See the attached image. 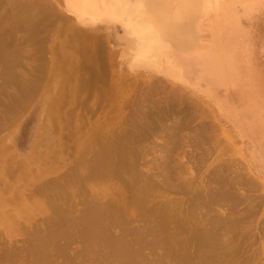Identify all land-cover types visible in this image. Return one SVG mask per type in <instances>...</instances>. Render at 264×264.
Masks as SVG:
<instances>
[{"label":"rangeland","instance_id":"374dc122","mask_svg":"<svg viewBox=\"0 0 264 264\" xmlns=\"http://www.w3.org/2000/svg\"><path fill=\"white\" fill-rule=\"evenodd\" d=\"M20 5L9 8L8 4L0 1V37L4 39L10 33L11 43L6 49L15 50L16 53L19 51V60L14 66V72L17 73L15 83L40 74L45 76V72L46 78L42 82L47 83L54 61L62 66L67 58H72L77 61V65L65 84L67 99L60 107L61 113L67 118L60 131L65 147L63 153L51 152L44 155L42 162L36 157L43 156L50 138L49 126L45 123L44 129L40 120L45 107L42 101L45 102L46 97L43 88L24 106L25 111L20 110L21 116L14 124L0 132V141L6 135L11 144L5 153L0 154V162L5 167L0 181V264L5 263L3 255L8 250L19 252L17 248L26 242L24 240L30 233L47 228L46 219L52 214V204L45 200V194L38 187L62 176L75 167L81 158H86L84 150L92 135L95 136L94 140L99 138L104 144L116 141L122 135L134 138L145 135L134 156V168L140 179L139 185H144L148 190L146 208H174L179 211L181 219L190 215V224L200 225L202 229L209 228L213 218H242L245 220L240 227L242 230L238 228L240 230L236 231L244 236L242 243L247 251L244 250L243 256L247 257L243 260L245 263L242 261L240 264H264V239L260 236L264 234V0L231 1L222 13L226 20L223 33L203 39V42L210 44L205 52L211 58L203 59L198 66L194 64L196 68H201V65L204 68L208 62L214 64L215 55L220 53L227 66L232 68L234 78L246 88L254 114L239 106L230 93L220 95L222 87L206 81L203 83L195 71L185 68L181 72L179 68L184 65L180 67L176 55L168 58L183 78L154 69L151 67L153 65H150L151 68L133 65L121 54L126 46L121 36L122 28L100 20L91 24L79 23L67 8L61 6V0H20ZM142 8L146 10V7ZM9 10L12 15L8 17L13 18L7 21L2 17L7 18L4 12ZM63 21H68L74 27L76 37L90 39L89 42V39H83V44L89 47L87 50L77 46L81 41L78 42L75 37L74 42L66 40L67 50L59 49V53L54 51L62 43L57 29ZM89 43L93 46L90 47ZM59 55L62 57L58 58ZM42 58L45 66L40 62H43ZM88 59L90 61L86 63ZM1 65L0 62L2 73L4 67ZM39 66L40 69L44 67L45 72L40 73ZM0 82L3 83V79ZM7 90L10 94L17 93L14 85ZM143 122L152 124V128H141ZM37 139V149L32 152ZM9 159L12 161L9 162ZM217 175L224 183L217 182ZM86 185L87 200H90L88 185L98 190L102 188V184L97 181H90ZM231 186L235 188L232 190L235 194L246 195L247 200L242 203L235 195V198L228 199L231 200L229 203L228 200L214 204L207 202L209 190H215L211 193H217L218 190L223 192ZM74 190L76 192L73 187ZM82 199L81 195H76L70 203H77L80 208ZM235 199L241 203L235 206L232 204ZM38 202H43L46 209L38 211L30 206ZM246 203L252 206L251 210L245 208L248 206ZM27 206L30 208L27 209ZM24 209L30 212L27 218L23 215ZM137 215H142V211L134 210L127 218L133 221ZM5 219L14 228L8 235L3 231ZM133 223L138 225L139 221ZM121 229L117 226L110 228L114 239L120 240ZM259 229L263 232H258ZM136 231L141 232V228H136ZM80 232L81 228L72 238L58 241L57 248H53L55 264H66L65 258L74 264L86 262L83 252L86 242ZM252 236L253 239L255 236L254 240ZM164 238L165 232L156 236L159 241ZM148 239L151 237L148 236ZM251 240L253 243L249 242ZM58 244L60 248L64 244L62 249L68 247L64 249L68 252V256L67 252L64 253L67 257L62 255L63 252L58 253ZM249 244L253 246L249 247ZM151 250L149 247L143 249L142 255L152 263L163 249ZM56 253L60 255L56 257ZM251 259L253 262H250ZM218 264L239 263L219 261Z\"/></svg>","mask_w":264,"mask_h":264},{"label":"bare ground","instance_id":"6f19581e","mask_svg":"<svg viewBox=\"0 0 264 264\" xmlns=\"http://www.w3.org/2000/svg\"><path fill=\"white\" fill-rule=\"evenodd\" d=\"M0 1L8 4L9 8L13 6L21 7L20 0ZM231 1L233 0H61V6L67 8L79 23L91 24L100 20L122 28L121 36L126 41V46L121 54L133 65H144V67L153 65L151 67H154V69L165 70L170 75L183 78L182 73L170 63L168 58L171 55H176L179 58L180 67L184 65L183 68H179L181 72H184L185 68L195 71L201 76L203 83L206 81L213 83L212 85L216 84V87H222L221 92H219L220 95L230 93L239 106H243V109L252 113L254 107L247 99L246 88L234 78L232 68L227 66L226 61L219 55L220 53L215 55L216 62L214 64L208 62L204 68L202 65L201 68L195 67V65H200L203 59L211 58L205 52L210 44L203 42V39L223 33L222 29L226 20L224 16L222 17V13ZM142 7H146V10L143 11ZM4 13L7 17L1 15L4 20L10 21L13 18L8 17L12 15L10 10ZM67 22L63 21L57 29L60 36L59 40L62 43L59 42V46L55 50L53 49L55 52L59 53L61 49H66L65 46L68 44L66 40L74 42L75 29ZM76 38V40H79L78 42H82L77 45L78 47L81 46L85 50L89 48L83 44V39L88 40L89 38ZM0 39L2 40H0V62L3 64L1 66L4 67L2 73L0 72L2 75L0 77L3 79V83L0 82L2 83L0 84V132L6 131L10 124H14L13 122L21 116L22 110L25 111L26 107L24 108V106L35 98L39 89L43 88L46 97L45 102L42 101L45 107L40 120H42L41 127H45V123L49 126L50 138L45 146L43 156L36 157L38 161L42 162L44 161V155L51 152L63 153L65 147L60 131L62 130V123L66 122L67 118L61 113L60 109L62 110V108L60 107H62L61 105L66 98V91H68L65 84L69 82V78H71L69 75L77 65V61L67 58L62 66H59L55 61L52 62V73L45 84L42 81H44V77L46 78V72L44 67H42L44 70L40 69L42 65L39 66V70L40 73L45 72L43 73L45 76L40 74L35 78L26 81L19 80L15 83L17 73L14 72V69H16L19 60V51L16 53L15 50L12 51L11 49L9 51L6 49L7 45L11 43L10 33L4 39L2 37ZM86 40L84 42H87ZM40 56L42 57L41 54ZM60 56L62 57V55H59L58 58ZM42 60L43 62L41 60L40 62L44 65L45 60L43 58ZM87 61L90 60H85L86 63ZM47 65L48 63L46 69ZM13 85L15 92L17 90L16 94H10L7 90L9 86ZM64 104L66 105V103ZM157 117L158 115H156ZM140 126L146 129L152 128V124L144 122ZM94 137L92 135L90 143L84 150L87 154L86 158H81L75 164V167L70 168L62 176L38 187L39 191L45 194V200L50 201V204H52L50 210L52 214L46 219L47 228L30 233L27 239L24 240L27 245L24 243L25 247L21 246L22 251L21 247L17 248L20 249L19 252H17L18 250H8L5 253L2 250L3 254L5 253L3 257L6 259V261L4 260L5 263L2 264H55L53 256L58 241L72 238L80 228L81 238L86 242L85 251L83 250L86 261H84V264H91L92 257L96 260L93 261L96 264H218L219 261L245 263L243 260L247 256L244 257L243 253L245 249L247 251V248H244V242L242 243L244 236L236 231L245 223L242 218L241 220L240 218L231 219L230 217L213 218L209 223V228L202 229L200 225L192 226L190 224V215L186 214L187 217L181 219L179 211L174 208H146L148 190L144 185H139L140 179L134 168V156L138 153V146L146 138L145 135L136 136L135 138L130 135H122L116 141L111 140L106 144L99 138L94 140ZM37 143L38 139L34 142L32 152L37 149ZM9 146H11L10 139L5 135L0 141V154L5 153ZM55 149H58V151ZM10 161L12 159H9ZM4 162L7 164L8 161L5 159ZM4 168L2 162H0V179L3 177ZM90 181L99 182L102 184V188L98 190L88 185L90 200H87L85 199V196L88 195L86 184ZM220 181L218 176L217 182ZM226 185L228 186V183ZM233 186L230 189L234 196L229 194L231 193L229 188V190L224 188L225 191L220 189L223 192L218 190L217 193L219 194L211 193L215 190H209L211 192L207 195V202L214 204L222 201L224 203L223 200L227 201L236 196H238V201L245 202L247 200L246 195L239 196L237 193L235 194L232 191L235 189H232ZM73 187L76 192L75 190L72 191ZM75 194L81 195L83 198L80 208L77 207V203H74V205L70 203L76 196ZM229 201L231 200H228V203ZM200 202L202 203L201 200ZM234 202L232 204H235V206L241 203L237 200ZM232 204L230 202V205ZM246 204L244 206H247ZM197 205L201 206L199 202H197ZM30 206L38 209V211L46 209L43 202L34 203ZM30 206L26 208L29 209ZM251 207L248 204L245 208L251 210ZM26 210L24 209L23 215L27 218L30 212ZM134 210H141L142 215H137L136 220L129 221L127 217ZM134 221H139V224L134 225ZM4 222L2 223L3 231L8 235L14 228L9 224L10 222L7 223L6 219ZM115 226L123 228L121 229L122 236L120 240L114 239L110 234V228ZM136 228L137 230L141 228V232L136 231ZM143 228L151 229L143 232ZM219 229L220 231H218ZM261 231L263 232V230ZM161 232H165V238L159 241L156 236ZM241 233H244V231ZM261 234L260 236L264 239V234H262L263 236ZM148 236L151 239H148ZM251 239H253V236ZM251 241L249 242L253 243ZM70 242H68L69 246ZM251 245L253 246V244ZM63 246L60 248L59 245L60 250L58 253L63 252L62 255L64 256V253L67 252L64 249L67 250L68 247L65 248V246L62 249ZM147 247L152 250L163 249L162 254L155 257L152 263L142 255L143 249ZM14 248L16 249V247ZM250 254L252 255V252ZM57 255L60 254L56 253L55 256L57 257ZM253 257H255V254ZM65 259L66 264H74L69 258ZM81 260L83 261V259ZM251 260L250 262H253V259Z\"/></svg>","mask_w":264,"mask_h":264}]
</instances>
